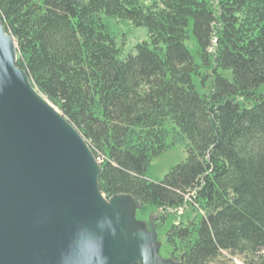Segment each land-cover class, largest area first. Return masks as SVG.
<instances>
[{"label":"trees","instance_id":"obj_1","mask_svg":"<svg viewBox=\"0 0 264 264\" xmlns=\"http://www.w3.org/2000/svg\"><path fill=\"white\" fill-rule=\"evenodd\" d=\"M0 20L91 147L103 195L133 197L141 221L162 213L161 256L264 264V0H0ZM107 20L150 41L123 58ZM179 143L186 160L148 180Z\"/></svg>","mask_w":264,"mask_h":264},{"label":"water","instance_id":"obj_2","mask_svg":"<svg viewBox=\"0 0 264 264\" xmlns=\"http://www.w3.org/2000/svg\"><path fill=\"white\" fill-rule=\"evenodd\" d=\"M17 55L0 20V264L177 263L159 260L161 243L146 252L158 242L155 226L141 231L125 198L103 195L88 142Z\"/></svg>","mask_w":264,"mask_h":264},{"label":"rangeland","instance_id":"obj_3","mask_svg":"<svg viewBox=\"0 0 264 264\" xmlns=\"http://www.w3.org/2000/svg\"><path fill=\"white\" fill-rule=\"evenodd\" d=\"M111 30L116 38L119 50L123 58L128 56L129 54L135 53V48L137 45L149 42V36L146 30L142 28H136L130 22L121 21V20H107ZM192 46L191 44L189 45ZM168 129L174 132L173 127L171 125L168 126ZM172 137L170 138L169 142H171ZM187 154L185 149V144H177L173 149L164 152L159 158H157L147 170V179L153 182H160L163 181L165 176L177 165L183 163L186 160ZM125 198L128 202L126 205V211L129 214V220L131 223L138 225L141 231L146 232L147 230L151 232V224L155 226V229L158 234L157 241L154 245L147 247L145 250L149 253L151 249L156 250L154 246H157L158 243H161V247L164 243V236L162 229L159 227V223L157 219L159 218L162 213L159 211L157 214L151 216L146 221H141L137 219V212L139 203L128 195H121ZM184 213L183 210H180L178 216L180 217ZM157 218V219H156ZM176 223L180 222V219L176 218ZM154 221L153 223H151ZM170 220L166 222V226H169ZM149 249V250H148ZM161 251V250H160ZM162 258L159 259L163 261V259H171L168 257L161 256ZM247 259L245 257H225L222 259V264H246ZM174 264H184L183 260Z\"/></svg>","mask_w":264,"mask_h":264}]
</instances>
